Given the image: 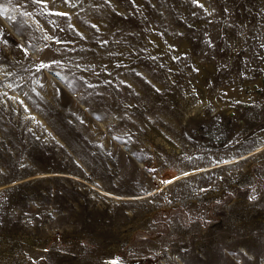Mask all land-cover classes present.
<instances>
[{
  "label": "rangeland",
  "instance_id": "374dc122",
  "mask_svg": "<svg viewBox=\"0 0 264 264\" xmlns=\"http://www.w3.org/2000/svg\"><path fill=\"white\" fill-rule=\"evenodd\" d=\"M113 260L264 264V0H0V264Z\"/></svg>",
  "mask_w": 264,
  "mask_h": 264
},
{
  "label": "snow or ice",
  "instance_id": "6c2138e0",
  "mask_svg": "<svg viewBox=\"0 0 264 264\" xmlns=\"http://www.w3.org/2000/svg\"><path fill=\"white\" fill-rule=\"evenodd\" d=\"M34 3H43V4H47L48 0H33ZM194 3H198V0H193ZM55 15H67V13H54ZM53 63H56L55 61ZM49 65H46L44 63L40 64V67H48ZM171 181H165V183H170ZM108 264H118L117 261L113 260L108 262Z\"/></svg>",
  "mask_w": 264,
  "mask_h": 264
}]
</instances>
